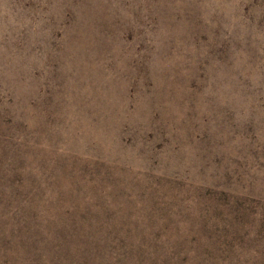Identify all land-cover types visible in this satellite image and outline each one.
Instances as JSON below:
<instances>
[{"label": "rangeland", "instance_id": "obj_1", "mask_svg": "<svg viewBox=\"0 0 264 264\" xmlns=\"http://www.w3.org/2000/svg\"><path fill=\"white\" fill-rule=\"evenodd\" d=\"M0 264H264V0H0Z\"/></svg>", "mask_w": 264, "mask_h": 264}]
</instances>
